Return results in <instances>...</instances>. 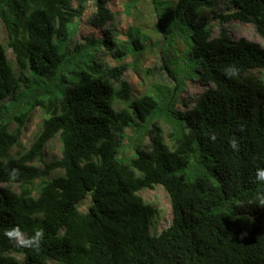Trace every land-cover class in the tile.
Listing matches in <instances>:
<instances>
[{
  "label": "trees",
  "instance_id": "obj_1",
  "mask_svg": "<svg viewBox=\"0 0 264 264\" xmlns=\"http://www.w3.org/2000/svg\"><path fill=\"white\" fill-rule=\"evenodd\" d=\"M88 1L97 6L93 24L104 27L112 19L108 0H0V264H264V208L247 204L264 191L255 181L264 167V84L253 73L264 70V48L233 39L221 25L252 23L264 37V0H227L213 17L217 36L201 12L214 11L218 0L175 2L171 25L185 31L193 81L204 91L182 110L172 95L166 112L173 140L153 123L149 142L128 162L120 153L128 129L160 103L148 94L131 100L124 65L99 62L97 50L74 43ZM102 38L91 41L115 44ZM131 44L146 46L140 37ZM228 65L238 77L225 76ZM118 101L128 106L117 109ZM37 106L43 129L28 151L12 156ZM57 135L62 155L47 162L44 148ZM234 136L239 151L230 147ZM12 169L19 170L15 180ZM157 185L170 195L173 217L151 234L157 209L140 191ZM15 225L28 235L43 228L41 247L16 248L3 235Z\"/></svg>",
  "mask_w": 264,
  "mask_h": 264
},
{
  "label": "rangeland",
  "instance_id": "obj_2",
  "mask_svg": "<svg viewBox=\"0 0 264 264\" xmlns=\"http://www.w3.org/2000/svg\"><path fill=\"white\" fill-rule=\"evenodd\" d=\"M177 0H108L107 7L112 12V19L104 27L93 24L91 18L96 11V4L88 1L85 5L84 14L78 21L73 41L78 45H85L87 50H97L99 62L110 66L124 65L125 78L131 85V100H135L146 94L156 98L160 103V108L152 117L139 127L130 128L127 131L125 143L121 148V156L125 161H129L134 152V148L141 144H147L150 140V128L153 123H157L168 142L173 140L172 118L166 112L167 101L173 95L180 102L174 103L177 109H189L192 105V98L204 91L201 83L194 82L196 79L193 66L194 62L187 55V38L183 33L181 25L172 27L171 15L173 6ZM216 9H203L201 13L213 23V36H217L221 25L224 24L229 30L233 39L246 38L258 43L264 48V37L257 31L252 23L233 21L231 23H221L214 19L215 12H223L227 9V0H218ZM75 22L71 24L73 28ZM2 43H6V35L1 28ZM110 39L115 42L110 44L92 43L91 38ZM140 37L141 42L146 46L143 49L133 50L132 40ZM95 52V51H94ZM7 56L11 62L15 63V56L12 49L7 48ZM79 57V56H78ZM84 66L83 63H80ZM264 84V70H253ZM119 83H116L118 86ZM117 109L128 106V101H118L115 104ZM44 113L40 106L35 107L22 128L18 142L12 147L11 155L18 156L30 149L37 136L43 129L42 121ZM17 126L13 121L11 129ZM47 162L59 159L62 155V143L57 135L53 137L44 148ZM36 164L44 167V164L36 161ZM62 171L54 172V175ZM5 184H2L4 186ZM13 189H19L13 185ZM140 195L145 201L153 204L157 209V215L150 225L151 234L159 233L167 228L172 222V207L170 195L162 185H157L152 189L140 191Z\"/></svg>",
  "mask_w": 264,
  "mask_h": 264
},
{
  "label": "clouds",
  "instance_id": "obj_3",
  "mask_svg": "<svg viewBox=\"0 0 264 264\" xmlns=\"http://www.w3.org/2000/svg\"><path fill=\"white\" fill-rule=\"evenodd\" d=\"M223 72L226 77L229 79L238 77L239 69L235 65H228L223 69ZM240 131H244V126L240 127ZM210 140L214 143L217 140V136L213 133L210 136ZM230 147L234 151H239V141L234 136L229 140ZM19 170L12 169L9 173L10 177L15 180L18 176ZM255 181L264 183V167H258L255 173ZM247 204H256L262 208H264V191H261L256 194L253 199H250ZM3 235L14 243L16 248H34L39 249L41 247L42 241L45 236V232L43 228H36L32 235L26 234L19 225L12 226L6 229ZM247 233H242L241 236H246Z\"/></svg>",
  "mask_w": 264,
  "mask_h": 264
}]
</instances>
